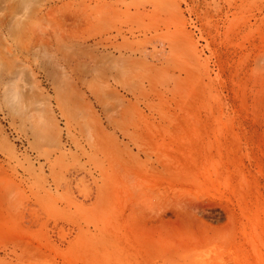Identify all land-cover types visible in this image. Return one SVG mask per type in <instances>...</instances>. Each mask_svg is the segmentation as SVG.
Masks as SVG:
<instances>
[{
    "label": "rangeland",
    "instance_id": "obj_1",
    "mask_svg": "<svg viewBox=\"0 0 264 264\" xmlns=\"http://www.w3.org/2000/svg\"><path fill=\"white\" fill-rule=\"evenodd\" d=\"M0 264H264V0H0Z\"/></svg>",
    "mask_w": 264,
    "mask_h": 264
}]
</instances>
